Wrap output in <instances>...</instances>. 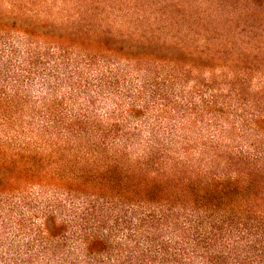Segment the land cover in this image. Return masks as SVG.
I'll use <instances>...</instances> for the list:
<instances>
[{"label": "trees", "instance_id": "16d2710c", "mask_svg": "<svg viewBox=\"0 0 264 264\" xmlns=\"http://www.w3.org/2000/svg\"><path fill=\"white\" fill-rule=\"evenodd\" d=\"M31 1L0 4V264H264V4Z\"/></svg>", "mask_w": 264, "mask_h": 264}, {"label": "rangeland", "instance_id": "374dc122", "mask_svg": "<svg viewBox=\"0 0 264 264\" xmlns=\"http://www.w3.org/2000/svg\"><path fill=\"white\" fill-rule=\"evenodd\" d=\"M9 0H0L2 6L7 5ZM86 0H32L34 6H49L58 4L74 5L77 2H84ZM99 4L135 7V6H198L199 8L217 9L224 7L231 9L232 7L242 8L252 6L255 2L260 6L264 4V0H93ZM211 18V17H208Z\"/></svg>", "mask_w": 264, "mask_h": 264}]
</instances>
